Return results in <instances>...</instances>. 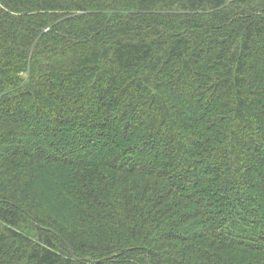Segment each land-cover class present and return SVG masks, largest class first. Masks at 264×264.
<instances>
[{
  "label": "trees",
  "instance_id": "obj_1",
  "mask_svg": "<svg viewBox=\"0 0 264 264\" xmlns=\"http://www.w3.org/2000/svg\"><path fill=\"white\" fill-rule=\"evenodd\" d=\"M0 264H264V0H0Z\"/></svg>",
  "mask_w": 264,
  "mask_h": 264
}]
</instances>
